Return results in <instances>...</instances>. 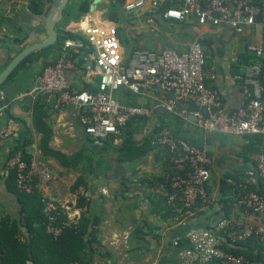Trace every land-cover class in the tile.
<instances>
[{"label": "crops", "instance_id": "obj_1", "mask_svg": "<svg viewBox=\"0 0 264 264\" xmlns=\"http://www.w3.org/2000/svg\"><path fill=\"white\" fill-rule=\"evenodd\" d=\"M110 1L92 0L89 11L80 20H71L66 28L77 29L88 20L121 25L131 35L129 50L121 44L124 55L137 48L183 51L189 43L197 40L205 53L207 84L214 86L229 108H236L246 101L249 87L239 75L246 63L245 58L249 62L253 60L252 57L249 59L252 54L247 50V44L263 41L262 27L258 34L257 24L247 27L243 33H236L225 26L199 24L192 17L179 22L164 18L160 7L150 8L149 0L136 11L123 12L125 18L121 22H114L105 15ZM47 5L49 2L44 1L42 9L37 12L30 7V0H0V73L20 49L46 36L45 30L39 26L43 24V15L51 9H47ZM25 25L28 32L24 31ZM13 38L17 40L13 42ZM61 44L39 52L36 61L28 63L26 69L8 78L10 72L2 81L0 90L4 98L0 99V128L9 118L27 127L24 132L26 154L33 161L43 163L49 172L47 180L35 179L34 189L42 197L58 200L62 218L71 224L67 228L72 229L73 235L67 233L62 238H70L61 244L64 254L73 250L74 261L78 264H182L178 251L181 241L185 243L188 228L210 223L219 240L228 238L227 246L233 247L238 241L231 240L227 229L219 227L220 220L228 219L235 225L264 221V213L254 215L244 207L234 206L232 190L220 186L222 177L232 180L242 175L243 169L256 167L264 138L261 147L259 140L262 139L257 133L236 136L217 131L204 132L165 111L154 113L150 121L153 126L180 134L188 143L204 148L210 157L209 193L206 192V198L201 199L203 204L197 203L178 217L175 205L166 199L170 188L167 182L169 164L164 151L152 147L132 161H120L117 146L122 141L121 133L111 135L112 140L93 139L84 131L74 106H59L53 96L34 89L35 74ZM238 61L242 63L238 64ZM67 76L72 88L77 90H93L98 80V74L94 72H67ZM136 94L138 104L132 105H150L148 97ZM37 99V104L44 107L38 109V128L32 122ZM42 127L47 131L49 148L68 158L79 154L73 162L40 150L44 135ZM133 137L136 143L141 142L143 134L140 129ZM9 149V139L0 137V220L16 223L20 230L17 237L29 240L33 228H29L24 220L26 212L7 166ZM79 176L84 184L75 187L74 182ZM79 186H83L84 195H76ZM80 196L84 198L81 205L78 204ZM176 238H179L178 244L174 243ZM257 241H251L245 249L264 258L263 243ZM222 246L225 249L223 243ZM262 246V251H258ZM48 249L45 244L35 246L37 258L27 260L26 264H51V261L68 264L67 259L62 260L61 252L57 256V252ZM208 264L219 263L213 260Z\"/></svg>", "mask_w": 264, "mask_h": 264}, {"label": "built area", "instance_id": "obj_2", "mask_svg": "<svg viewBox=\"0 0 264 264\" xmlns=\"http://www.w3.org/2000/svg\"><path fill=\"white\" fill-rule=\"evenodd\" d=\"M146 2L125 0L122 10L125 13L136 11ZM165 2L169 5L162 10L164 18L182 22L192 17L199 24L225 26L236 33H243L254 24L264 29V0H149L150 8L158 9ZM78 28L85 38H65L55 60L35 74L34 89L53 96L59 106H74L84 131L93 139L99 141L108 135H119L120 126L129 118L151 116L153 108L159 106L178 113L204 131L236 136L257 133L264 138V41L247 44V50L255 57L254 61L242 65L239 75L249 87L247 98L242 105L229 108L217 90L206 83L205 53L199 41H192L183 51L137 48L124 55L115 23L88 20ZM76 54L84 60L80 65L82 69L77 66ZM67 72L97 73L96 87L93 90L72 88ZM121 87L148 97L150 106L123 104L115 95ZM3 98L0 90V99ZM152 128L148 121L142 133L152 132ZM20 130L19 122L9 118L0 128V137L12 139ZM151 143L165 148L173 167L181 170L169 178L171 186L180 194L179 204L174 203L177 192L168 196V202L175 205L176 211L181 212L196 205L198 199H205L210 178V158L206 150L166 131L153 133ZM7 166L15 169L16 187L24 192L34 189L35 179L49 178L43 163L24 159L20 150L7 159ZM246 175L249 181H256L258 177L264 179V150L258 155L255 169L247 170ZM84 194L83 186H79L76 195ZM42 202L50 220L47 232L57 237L71 224L62 218L58 200L42 197ZM233 205L260 215L264 213V191H238ZM219 227L226 228L233 241L256 236L264 245V221L235 225L222 219ZM184 236L188 245L178 251L182 264H208L213 260L220 264H264V258H248L227 251L211 229L191 227Z\"/></svg>", "mask_w": 264, "mask_h": 264}, {"label": "trees", "instance_id": "obj_3", "mask_svg": "<svg viewBox=\"0 0 264 264\" xmlns=\"http://www.w3.org/2000/svg\"><path fill=\"white\" fill-rule=\"evenodd\" d=\"M44 1L49 2V5H47V9H50L53 4H54V0H30V7L37 12H40V10L43 7ZM71 0L68 1V3L66 4L64 10H63V17L62 19L56 23V30L58 31V37L55 43L47 45L45 47L36 49L32 52H30L28 55H26L17 65L16 67L11 71L10 75L8 76V78L12 77L17 71L19 70H24L28 67V63L31 64L34 61H36V58L38 57V55L40 54L39 52L41 51H48L55 48L59 43L63 42V40L67 37H71V38H75L74 34L67 30L65 28V26L71 21H78L80 20L88 11H89V7H90V3L92 0H77V2H71ZM256 1V0H253ZM125 2V0H114V1H110L109 4L107 5V10H106V17L109 18L110 20L114 21V22H121L122 19L125 18L124 14H123V10H122V5ZM169 4L167 2L163 3L160 7V11H162L163 9H165ZM120 28H122V26H118V31L120 30ZM262 39L264 41V29L262 31ZM60 47V46H59ZM59 49L57 50V52L53 53L51 58H47L44 60V62L41 64L40 66V70L47 64V63H51L55 60L56 56L59 54ZM75 57H78V61H77V66H79L80 69L81 68V64L82 62H84L82 56L80 54H76ZM252 57L254 61L255 57L254 55L249 56ZM248 58L244 60V62L249 63ZM242 63V61H238V64ZM237 65V64H235ZM264 72V70H263ZM7 78V79H8ZM212 82V80H211ZM206 83H208V81L206 80ZM214 87V86H211ZM116 98L122 102L123 104H138L137 100H136V96L137 94L132 92L130 89L126 88V87H122L120 88L117 92H116ZM38 103V99L35 101L34 106H33V115H32V122L33 125L38 128L40 125V112H39V108H43L44 107L41 104H37ZM145 106L149 107L150 105L146 104ZM158 111H165L167 113H170L171 115H173L174 117L191 124L190 122L186 121L181 115H179L176 112L173 111H168L166 108L164 107H155L152 110V114L151 116H146V115H138V116H134L129 118L126 123L122 126H120V136H121V143L117 146L118 149V159L120 161L123 160H127V161H132L135 158H138L139 156L145 155L147 153L148 150H150L152 147L153 148H159L160 150L164 151V155H165V159L166 162L169 164V170L167 173V182L169 183L168 186L170 188L166 199L168 201V196L173 193V192H177L175 199H174V203L175 204H179V192L177 191L176 188L171 186L170 183V176L174 175L176 173L181 172V170L179 169H171L173 168V163L169 160V152L162 147L153 145L151 143V136L153 133H159L161 131H166L174 136L180 137L182 139L185 140L184 137H182L180 134L176 133H172L170 131L167 130H159V128H157V126H153L152 128V132H147V133H142L143 134V138L141 139V142L136 143L135 139H134V133L136 131H138L140 129V133L143 131L144 125L148 122L151 121V117L153 116L154 113L158 112ZM6 112V111H5ZM43 114L45 115V111L43 112ZM7 115V114H6ZM8 116V115H7ZM192 125V124H191ZM195 126V125H193ZM21 126V130L18 132V134L12 138L9 139L10 141V149L8 151V157L7 159L16 151V150H20L21 151V155L24 159L29 160L30 159V155L28 156L26 154L25 151V144L26 143V137L24 138V132H26L27 127H23ZM197 127V126H196ZM43 129V133L44 135L42 136V139L40 141V150H42L43 152H48L54 155L59 156L61 159L64 158L65 160H68L73 162V160L79 155V154H73L71 156L66 157L63 154H61L60 152H57L55 150H52L51 148H49L47 146V141H48V135H47V131L45 129V127H42ZM24 130V131H23ZM204 131V130H203ZM204 132H209V131H204ZM213 132V131H211ZM258 136H261V139L263 138L261 134H259ZM110 139L112 140V136L108 135L105 139L103 140H107ZM261 141V147L263 145V139L259 140ZM191 143V142H190ZM193 145V144H192ZM200 148H202L201 146H199ZM264 150V146L262 148V151ZM207 152V151H206ZM207 155L209 156V154L207 153ZM210 158V157H209ZM67 163H69L67 161ZM211 164V162H210ZM210 164L208 165V167H210ZM9 171H11V178L14 181V187L17 190L18 188L16 187V183H15V179H16V171L14 168H8ZM249 169H255L254 166L253 167H248L246 169L242 170V175H238L236 176V178H232V182H229L230 180H227L225 177H222L220 179V186L223 189H227L229 191L232 190V192L234 193V195L238 192V191H248V190H255L257 192H263L264 191V179L263 178H257L256 181H249L246 175V171ZM238 177V179H237ZM164 178V175H163ZM80 184H84L83 178L82 176L77 177V179L74 182V186L77 187ZM243 184H245L246 186H244ZM20 196V200L23 204V208L24 211L26 212V216H24V220L27 224V226L29 228H33L32 232L33 235L31 236V238L29 240H20L17 235L19 233V227L16 223H10L8 224L5 220H0V256H1V261L0 264H26V261L31 259V260H35L36 254L34 251V247L35 246H39L40 244H42L44 246V244L49 248L47 251H53V252H57V256L58 253L62 254V260L67 259L68 260V264H78L77 262L74 261L75 258V253L74 251H68L67 254H64V252L61 251V244L63 243V241L68 240L70 238H64L62 239L65 234H69L68 236H72V229L71 228H67L64 230V232L58 236V237H54L52 234L48 233L46 231L47 228V223H49V219H48V215L44 210V203L42 202V196L39 195V193L37 192L36 189H33L30 192H24L21 190H17ZM206 192L209 193V189L207 188V183H206ZM233 195V196H234ZM233 200V198H232ZM84 201L83 197H80L78 199V204L81 205ZM203 204V202L201 201V198L197 200L196 204ZM196 205L194 204L193 206L190 207V209L194 208ZM188 212V209H182L181 212H176V215L178 217H180L183 213ZM200 226V225H199ZM205 228L211 229L213 230L211 227V224H204L202 225ZM192 227H197V226H192ZM191 228V227H190ZM189 229V228H188ZM185 237V236H184ZM228 239V238H227ZM223 240L222 239V243L225 246V249L227 251H230L234 254H243L248 258H255V259H262L259 256H255L253 254H251L250 252H248L245 249V245L249 244L251 241L254 240H258V237L256 236H251L248 238H245L243 240L238 241L237 243H233V247H228L227 243L228 240ZM176 242L179 241V238H176L175 240ZM174 241V243H175ZM185 243L183 241H181V247H186L188 245L187 240L184 239ZM259 241V240H258ZM257 241V242H258ZM260 242V241H259ZM261 243V242H260ZM176 244V243H175ZM178 244V243H177ZM262 244V243H261ZM263 245V244H262ZM264 246V245H263ZM263 246L261 249H259L258 251H262ZM179 255V254H178ZM180 257V256H179ZM59 259L61 260V257H59ZM181 259V258H180ZM219 263V261H217ZM48 263V262H47ZM51 264H60L59 261H51L49 262ZM42 264H46V263H42ZM67 264V263H66ZM220 264V263H219Z\"/></svg>", "mask_w": 264, "mask_h": 264}, {"label": "water", "instance_id": "obj_4", "mask_svg": "<svg viewBox=\"0 0 264 264\" xmlns=\"http://www.w3.org/2000/svg\"><path fill=\"white\" fill-rule=\"evenodd\" d=\"M69 0H54V4L49 11L43 15V24L39 26L42 31L45 30L46 36L41 40H36L29 43L24 48L20 49L13 58L8 62L4 69L0 73V84L6 78V76L16 67V65L30 52L45 47L47 45L56 42L58 37V31L56 30V23H58L63 17V10ZM43 14V12H42ZM24 31L28 32V26H24ZM17 38H13L15 42Z\"/></svg>", "mask_w": 264, "mask_h": 264}, {"label": "rangeland", "instance_id": "obj_5", "mask_svg": "<svg viewBox=\"0 0 264 264\" xmlns=\"http://www.w3.org/2000/svg\"><path fill=\"white\" fill-rule=\"evenodd\" d=\"M73 2H77V0H71L70 3ZM257 34L260 32L261 25L257 24ZM66 27V26H65ZM69 31H71L75 38H85L84 34L82 33L81 29H70ZM118 35L120 38V42L122 44V46H124L125 49L129 50L130 48V44H131V35L128 33V31L124 28H120V30L118 31ZM122 88V87H121Z\"/></svg>", "mask_w": 264, "mask_h": 264}, {"label": "flooded vegetation", "instance_id": "obj_6", "mask_svg": "<svg viewBox=\"0 0 264 264\" xmlns=\"http://www.w3.org/2000/svg\"><path fill=\"white\" fill-rule=\"evenodd\" d=\"M66 28V27H65Z\"/></svg>", "mask_w": 264, "mask_h": 264}]
</instances>
